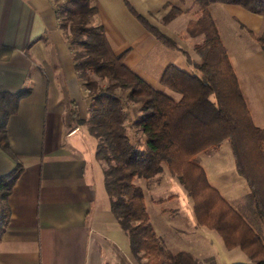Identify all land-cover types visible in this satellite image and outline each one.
I'll list each match as a JSON object with an SVG mask.
<instances>
[{"label": "trees", "instance_id": "16d2710c", "mask_svg": "<svg viewBox=\"0 0 264 264\" xmlns=\"http://www.w3.org/2000/svg\"><path fill=\"white\" fill-rule=\"evenodd\" d=\"M179 2L189 7L171 5L167 22L195 9L187 33L193 39L201 38L194 45L200 62H193L190 54L180 49L200 75L171 64L161 77L162 86L179 94V100L155 89L130 70L125 65L128 52L114 53L94 0H69L58 6L60 28L90 99L88 117L80 118L73 108L72 124L85 125L97 142L96 161L103 168L111 213L127 235L137 264H202L189 252L170 251L151 222L145 192L136 182L154 179L165 169L189 194L198 227L217 233L227 250H240L248 264H264L263 227L257 222L254 227L249 221L255 215L264 225V128L254 123L209 10L211 5L223 3L264 16V0ZM135 14L164 44L177 48L175 41ZM248 33L264 52V35ZM25 94L8 96L10 114ZM134 107L139 117L130 122L129 110ZM226 141L236 173L248 187L254 206L252 214L251 208L235 209L210 184L197 160L202 153L216 150ZM0 149L12 153L1 127ZM22 171L18 164L0 178V241L10 219L8 199Z\"/></svg>", "mask_w": 264, "mask_h": 264}, {"label": "crops", "instance_id": "0c3cea01", "mask_svg": "<svg viewBox=\"0 0 264 264\" xmlns=\"http://www.w3.org/2000/svg\"><path fill=\"white\" fill-rule=\"evenodd\" d=\"M94 3L114 53L128 52L130 70L179 100L161 77L171 64L194 72L183 47L161 42L135 14L155 18L151 3ZM58 6L60 0H0V127L12 152L0 149V178L18 164L23 168L8 199L0 264H137L111 213L97 142L85 125L72 124L73 108L88 117L90 99L60 28ZM221 39L254 123L264 128V52L234 59ZM20 92L26 94L10 114L8 96ZM138 117L131 108L129 121Z\"/></svg>", "mask_w": 264, "mask_h": 264}, {"label": "rangeland", "instance_id": "374dc122", "mask_svg": "<svg viewBox=\"0 0 264 264\" xmlns=\"http://www.w3.org/2000/svg\"><path fill=\"white\" fill-rule=\"evenodd\" d=\"M60 1L64 6L69 0ZM146 1L151 3L154 15H156L152 19L145 16L148 23L175 41L177 45L183 47L190 54L193 62H200L199 55L194 51V45L201 42V38L193 39L187 33V25L190 19L195 17V9L167 22L166 15L170 12L171 5L185 9L189 7V4L183 6L179 0ZM165 8L168 9L167 13ZM210 9L212 10L210 11L211 17L234 59L262 50L260 44L248 32L253 31L257 35H264V16L250 13L240 6L223 3L213 4ZM157 12L158 14H156ZM170 23L172 25L166 27ZM189 66L192 72L200 75L193 66ZM258 102H261L260 98ZM197 160L205 169L210 184L214 185L235 209L242 211L244 208H251V214L254 212L248 187L236 173L228 141L216 150L202 153ZM136 183L145 192L147 210L156 233L163 238L170 251L189 252L202 264L249 263L248 258L240 250H227L217 233L195 224L189 194L178 179L169 175L166 169L154 179L140 180ZM158 201L162 202L158 204ZM254 216H252L254 221H249L254 227L256 222L257 225L262 226L263 235L264 225L258 222Z\"/></svg>", "mask_w": 264, "mask_h": 264}]
</instances>
